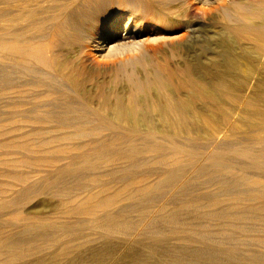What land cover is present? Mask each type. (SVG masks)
Wrapping results in <instances>:
<instances>
[{
	"label": "bare ground",
	"instance_id": "bare-ground-1",
	"mask_svg": "<svg viewBox=\"0 0 264 264\" xmlns=\"http://www.w3.org/2000/svg\"><path fill=\"white\" fill-rule=\"evenodd\" d=\"M7 2L14 11L9 16L0 12V91L42 88L38 98L43 104L22 110L23 94L18 90L14 108H19L10 115L11 125L0 122V136L20 133L23 128L16 123L27 121L55 124V130L63 133L47 138L37 130L29 133L34 139L3 143L0 166L6 171L0 172V195L16 189L20 197L0 203V214L13 213L23 223L37 218L43 225L46 218L33 217L23 206L49 191L66 195L65 214L79 229L88 225L108 234L116 229L143 230L156 242L184 239L200 226L224 231L240 229L246 220L264 223V112L256 109L260 123L246 134L261 132L258 140L227 143L222 141L226 135L219 136L218 145L206 155L188 143L196 136L234 132L239 111L250 106L245 98L254 75L264 72V0H0L2 6ZM218 8L223 21L211 29L203 19ZM182 30L189 33L188 40ZM125 35L159 39L151 41L147 59L130 52L131 59L120 67L112 60L97 63L102 47ZM138 64L143 66L141 73ZM113 71L120 81L100 79ZM234 76L241 80L230 81ZM25 77L30 82L22 85ZM106 131L113 137L94 143L93 138ZM179 136H185L187 144L179 143ZM89 138L86 144H72ZM140 156L151 160L141 161ZM117 161L125 166L112 177L122 175L103 185L105 190L94 192L83 184L101 178L91 171ZM150 163L163 166L158 181L134 188L137 180L149 176L138 170ZM192 182L214 190L194 198ZM120 183L117 191H109L112 184ZM126 201L135 205L134 220L117 211ZM62 231L69 238L55 242L67 250L79 238L70 235L68 227ZM15 245L1 243L0 255ZM188 254L191 260L186 256L172 260L228 264L212 251ZM8 256L17 260L26 254L13 251ZM250 258L249 264H264L262 254ZM28 264L53 261L39 257ZM129 264H138L137 259L131 257Z\"/></svg>",
	"mask_w": 264,
	"mask_h": 264
},
{
	"label": "rangeland",
	"instance_id": "rangeland-1",
	"mask_svg": "<svg viewBox=\"0 0 264 264\" xmlns=\"http://www.w3.org/2000/svg\"><path fill=\"white\" fill-rule=\"evenodd\" d=\"M2 11L9 16L10 14L13 13L14 7L8 2L4 6L0 4V12ZM221 12L222 9L219 8L214 9L211 12V15L209 14L208 16H206L205 19H203V22L207 24V26L211 29L213 26H218L217 23L223 21L224 15L223 12L222 13ZM181 33L182 35H186V40H188L187 38L189 37V33L187 32V30H182ZM193 45L196 46L194 43ZM196 48H198V45L195 47V49ZM118 69L119 68H117V70ZM136 69L138 70L139 73H141L143 70V66L138 64ZM115 76H117V74H115V71H113L112 73H109L104 77L101 76L100 79L108 78V80L113 81L114 79H116ZM237 79H239V76L236 77L234 76L232 77V79L230 78V81L235 82L237 81ZM116 80L118 82L120 81V78H117ZM29 82H30L29 77H25L23 78V80L20 81L22 85L27 84ZM117 87L119 88L122 86L117 85L115 88ZM12 88H8L4 91H0V122L5 125H11L10 115L16 112L19 108V107H16V109L14 108L15 107L14 103L18 101L17 98L20 97V94H18L19 91L21 95L23 94L22 95L23 97L19 99L23 101L24 107L21 106L22 110H31L32 108H35L43 104L42 100H39L38 98V94L43 92L42 88L35 89V88H29L27 86H23L21 88H15V87L13 89ZM24 93H26V95H24ZM235 94L238 95L237 92H235ZM245 101L248 102L250 106L247 108L243 107L242 110L239 111L238 115L240 117H236L235 118L236 120L234 121L236 126L234 132L229 131V129H226L222 132V134L224 133L223 135L221 133H215V135L213 136L212 133L211 135L206 134L205 136H196L191 142H188L189 145H192L193 147L197 148L199 152L201 151L200 153L206 155L210 153L211 150L214 149V147L217 144L216 138H218L219 136L223 137L224 135H226V137L224 136L222 141L227 143H237L240 141H245L247 139H253V140L260 139V137H262L263 135L261 132L253 133L255 135L257 134V136L253 134L248 136L246 134L250 130L252 125L258 122L260 123V117L255 114L256 109L261 110L260 112L262 113L264 112V72L257 73L254 75L253 87L248 92ZM198 106L197 107L199 109H203L202 105L199 104ZM226 106H228L227 102H226ZM208 107L210 108L211 106ZM16 125L17 126L20 125L19 127L21 129L23 128L22 131L20 133L19 131L10 132L9 134L2 133V135L0 136L1 137L0 141L2 142V143L0 142V146H1L0 151L2 146L4 145L3 143H7L10 141L15 142V141L34 139L36 136L33 135L31 137V134H29L31 131L42 130L44 132L42 133V135L47 138L53 136L54 137L59 136L62 135L63 133L62 131H58L57 129L55 130L54 127L55 124H51V125L40 124L34 121L33 122L27 121L22 123H16ZM200 127L204 128L202 123L200 124ZM52 131H56V132H52ZM235 133L237 134L236 136L234 135ZM24 134H28V135H24ZM112 137L113 134L111 132L106 131L103 132L100 135V137L93 138V141L94 143L95 142L99 143L100 141L103 140H109ZM91 139L92 138L79 139V140L76 139L77 141L75 140L72 144L74 145L86 144L89 141H91ZM177 141L179 143L187 144V140L185 139V136H179L177 138ZM255 149H259V147H255ZM138 159L141 161L151 160L149 156L146 157L140 156L138 157ZM61 163H64V161ZM58 165H63V164L59 163ZM122 165L125 166L124 164H122L121 161L113 162L108 165H103L102 167L97 168L94 171H91L93 172L94 175L97 174L96 176H101L99 180H97L96 182H90L86 180L84 181L83 184L86 187L93 189L94 192H97L98 190L100 191L103 189V185L108 184V182L111 181V179L114 178L115 180H117V177H121L122 174L120 173L117 176L112 177V173L120 171L123 168ZM162 168H163L162 165L153 164V163H150L149 165L140 168L138 170L139 173L149 172L148 174L149 176L137 180L134 183V188L148 186L151 185L153 181L154 182L158 181L157 174L162 170ZM3 171H6V169L3 166H0V172ZM91 172L86 171L85 173H91ZM36 178L37 177L35 176V178L33 179L35 180ZM2 181L3 180L0 178V182ZM40 186H41L40 181H37L36 188H39ZM120 186L121 183L116 185L112 184V187L108 189L111 192H115L119 188H121ZM189 189L191 190V196H193L194 198L202 197L204 194L208 192L212 194L211 190H214V188L210 189V187H207L206 189V187L203 184H200L199 182L197 183L192 182L189 186ZM7 190H9V188ZM19 197H20L19 193L16 192V189L9 190L5 194L0 195V203L6 202L5 204H10ZM65 198L66 195L64 194L55 195L48 191L42 195H38V197L35 198L32 197L30 201L24 204L23 210L25 211L28 209L27 211H31L33 217H35L36 215L37 216L41 215L42 217L46 218L43 225L40 224L41 222H39L37 218H30L28 223L25 222L23 223V221L17 222L16 219L17 216H15V214L13 213H9V215L8 212L0 214V244L5 242H11V243L13 242L16 244L15 246L12 247L11 246L6 248L3 247L4 253L0 255V264H28L31 260L37 259L39 257H43L46 260H50L51 263L53 261V264H129L131 257L136 258L138 264H186V263H177L174 261L175 259L174 260L172 259L173 257L175 258L176 256H186L187 260H191L192 257H190V254L188 253H192L197 250H201L203 253L207 251H212L214 253H217L219 259L222 261H228L227 262L228 264H249L250 263L249 259H251L250 256L252 254L264 255V241H262L263 239H261V241L258 239L259 237H264L263 222L260 223L259 221H255V220L254 221L246 220L244 222L245 223L244 227L240 229L229 227L230 229L227 228L224 231H221L215 226H210L206 228L200 226V228H197L196 230L188 231L186 235H184L185 236L184 239L174 238L171 239L168 243L166 241L156 242L149 234L145 233V231L143 230L142 232L139 230L130 232L129 230L126 229H124L123 231L116 229L113 231V233L108 234L102 230L93 229L91 226L88 225L79 229L73 224L75 220L73 218L67 217V215L65 214V210L68 205L67 202L64 201ZM62 201L65 202L66 204H63ZM55 203H57L56 204L57 206L56 205L54 206ZM40 205L41 208L38 209L37 207H39ZM63 205L66 206L63 207ZM120 205L121 206L118 207L117 211L119 210L129 220L136 219V216L138 214L134 212L133 208L135 205L133 202L126 201V202H122ZM35 206L37 207L34 208ZM195 223H201V222L196 221ZM64 227H68V229L70 228V233H69L70 235L73 234L78 236L77 238H79L77 239L78 241L77 240L73 241V244H71L69 249L67 250H65L63 246L61 247L57 245L55 242L56 240L59 243L69 238V236H67L68 234H65L62 231ZM13 251L24 252L26 256L25 258L15 260L14 258L8 256L12 254ZM157 251L159 252L157 253ZM162 251L165 252L162 253ZM96 254H98L99 256L98 255L96 256ZM199 260L201 262L206 261V259L204 258H200Z\"/></svg>",
	"mask_w": 264,
	"mask_h": 264
},
{
	"label": "clouds",
	"instance_id": "clouds-1",
	"mask_svg": "<svg viewBox=\"0 0 264 264\" xmlns=\"http://www.w3.org/2000/svg\"><path fill=\"white\" fill-rule=\"evenodd\" d=\"M130 23V21H129ZM127 27V24L125 25ZM137 28L140 24H137ZM158 37H125L115 43L102 47L100 54L96 55L97 63L103 64L109 60L115 62L117 67L131 59L128 56L130 52H137L143 58L147 59L150 56L149 46L151 41L158 40Z\"/></svg>",
	"mask_w": 264,
	"mask_h": 264
}]
</instances>
